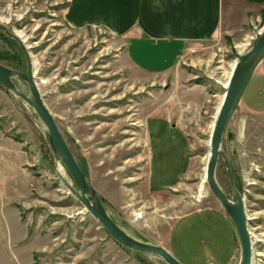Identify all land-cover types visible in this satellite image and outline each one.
Returning <instances> with one entry per match:
<instances>
[{"label": "rangeland", "instance_id": "obj_1", "mask_svg": "<svg viewBox=\"0 0 264 264\" xmlns=\"http://www.w3.org/2000/svg\"><path fill=\"white\" fill-rule=\"evenodd\" d=\"M68 5L0 0V23L26 47L45 104L109 214L130 236L166 248L182 264L230 258L239 264L236 231L205 174L225 84L233 64L264 33V15L237 38L222 35L186 50L127 41L102 28H72L64 19ZM263 58L222 139L254 234L251 264H264ZM0 63L27 71L22 48L2 31ZM15 84L30 95L25 82L16 78ZM60 166L34 110L0 84V205L12 204L9 225L21 215L20 234L28 228L17 251L21 264H166L114 241L70 193L66 184L74 182ZM155 170L163 188L153 190ZM215 175L234 201L222 158Z\"/></svg>", "mask_w": 264, "mask_h": 264}, {"label": "crops", "instance_id": "obj_2", "mask_svg": "<svg viewBox=\"0 0 264 264\" xmlns=\"http://www.w3.org/2000/svg\"><path fill=\"white\" fill-rule=\"evenodd\" d=\"M67 2L69 5L65 9L64 19L72 28H102L127 41L156 42L151 44L152 46H156L157 42L166 43L170 48L180 46L186 50L191 44L211 41L222 35L237 38L239 31L252 24L254 19L264 15V0H67ZM172 68L164 73L171 72ZM261 72L264 73V69ZM152 177L154 178L150 184L153 190L163 188L159 171L155 170ZM11 205L6 199L0 205V213L4 218L0 225L2 248L0 264H21L17 253L22 252L26 245L25 235L27 237L29 234L26 227L20 234L22 231L19 229L23 227L21 215L18 216L16 226L9 225L5 220L6 209ZM230 261L231 258L224 264H229Z\"/></svg>", "mask_w": 264, "mask_h": 264}, {"label": "water", "instance_id": "obj_3", "mask_svg": "<svg viewBox=\"0 0 264 264\" xmlns=\"http://www.w3.org/2000/svg\"><path fill=\"white\" fill-rule=\"evenodd\" d=\"M0 31L20 45L27 61L26 72L13 70L0 63V84L26 102L36 113L46 130L47 141L55 161L66 169L74 182L75 187L66 184L70 193L85 206L94 219L97 220V222L107 231L108 235L124 248L138 253L155 255L161 258L166 264H182L166 248L142 242L130 236L111 217L102 198L91 184L89 177L80 168L61 133L53 114L45 104L44 98L34 79L32 73V61L26 51V47L14 32L10 31L7 26L1 23ZM263 55L264 33L256 40L254 46L241 56L231 74L227 91L210 137V153L205 174L212 193L224 208L236 231L241 249V260L239 264H251L252 245L247 227L243 196L235 187L232 166L223 151L222 139L230 115L240 100L247 80ZM16 78H19L26 83L30 92L29 96L23 94L18 89L15 84ZM228 137L230 140L234 138L231 133ZM219 158H222L223 160L229 182L233 188L235 196L234 201H231L228 198L217 183L215 171Z\"/></svg>", "mask_w": 264, "mask_h": 264}, {"label": "bare ground", "instance_id": "obj_4", "mask_svg": "<svg viewBox=\"0 0 264 264\" xmlns=\"http://www.w3.org/2000/svg\"><path fill=\"white\" fill-rule=\"evenodd\" d=\"M1 21V20H0ZM7 23V22H6ZM263 57V56H262ZM235 63L233 64V67H232V69H231V72H230V74H229V78H228V82L225 84V87L227 88L228 87V84H229V81H230V78H231V74H232V71H233V68L235 67ZM39 88V87H38ZM224 100V99H223ZM222 105V104H221ZM220 111V110H219ZM217 114H219V112L217 113ZM218 116V115H217ZM62 166V165H61ZM60 166V168L62 169V167ZM63 170V169H62ZM139 217V216H138ZM248 231H249V229H248ZM252 234V232H249V234ZM258 254H260V253H258ZM261 255V254H260Z\"/></svg>", "mask_w": 264, "mask_h": 264}, {"label": "built area", "instance_id": "obj_5", "mask_svg": "<svg viewBox=\"0 0 264 264\" xmlns=\"http://www.w3.org/2000/svg\"><path fill=\"white\" fill-rule=\"evenodd\" d=\"M247 223H248V219H247ZM247 227H248V225H247ZM248 232H251L250 230L248 231ZM254 234H249V236H250V239H251V245H252V252L255 254V252H254V236H253ZM251 262H253V259L251 260Z\"/></svg>", "mask_w": 264, "mask_h": 264}]
</instances>
